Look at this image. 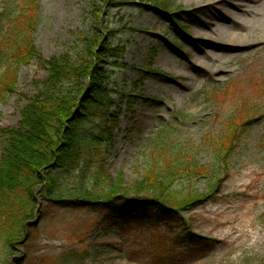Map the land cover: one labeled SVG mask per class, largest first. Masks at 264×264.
Wrapping results in <instances>:
<instances>
[{
	"label": "rangeland",
	"instance_id": "1",
	"mask_svg": "<svg viewBox=\"0 0 264 264\" xmlns=\"http://www.w3.org/2000/svg\"><path fill=\"white\" fill-rule=\"evenodd\" d=\"M150 1H99L103 12L96 17L93 0H41L31 37L37 57L20 66L15 90L0 103V155L6 143L3 130L19 125L28 99L49 75L46 61L76 50L80 34L105 38L110 30V41L123 46L124 54L117 61L105 59L113 62L100 107L106 116L82 124L84 132L94 134L108 120L111 131L102 157L107 180L93 184L99 157L89 143H82L74 168L61 174L66 193L55 205L39 200L32 248L18 245L5 264H59L53 261L83 250L87 253L79 264H264V48L235 58L215 77L189 72L175 61H187L184 52L205 40L196 35L197 24L236 17H224L225 6H216L218 0H157L168 2L178 16L163 15ZM119 2L125 5H113ZM184 69L189 77L181 79ZM250 110L258 115L249 130L237 127V141L220 164L210 138L225 135L227 126ZM164 126L173 128L176 144L190 149L200 166L219 171L214 179L189 173L179 182L203 195L198 203L178 213L155 206L152 220L139 218L130 207L124 214L64 207L63 202L90 201L82 192L70 191L79 186L83 171L90 190L109 188L112 180L118 194L135 195L145 157ZM123 215L132 219L123 222ZM186 228L208 238L211 247L194 251L177 240Z\"/></svg>",
	"mask_w": 264,
	"mask_h": 264
},
{
	"label": "trees",
	"instance_id": "2",
	"mask_svg": "<svg viewBox=\"0 0 264 264\" xmlns=\"http://www.w3.org/2000/svg\"><path fill=\"white\" fill-rule=\"evenodd\" d=\"M99 1L103 0H93L91 5L96 17L103 12L98 6ZM40 2L0 0V103L15 90L20 66L37 57L31 37ZM148 4L150 7L159 5L164 15H179L166 1L151 0ZM113 5L124 6L125 3ZM111 35L110 30L105 38L80 34L76 50L67 49L46 61L49 75L37 85L36 94L28 99L19 125L3 130L6 143L0 155V264H5L18 245L32 248L37 240L39 200L53 205L66 193L61 174L65 169L74 168L82 143H89L99 157L101 166L91 175L93 184L96 186L107 180L102 157L106 135L111 131L108 120L94 134L84 132L82 124L89 118L106 116L100 112V107L109 79L107 67L113 62L108 64L105 59L117 61L124 54L123 46L110 41ZM104 63L106 68H100ZM253 113L250 110L248 118L245 113L238 121L231 122L225 135L210 138L209 145L220 164L237 141V127L249 130L251 121L258 115ZM175 134L169 126L159 131L145 157L146 168L142 180L136 185L135 195L118 194L116 181L112 180L111 189L90 190L85 185L86 172L83 171L82 178L77 177L79 186L70 191L82 192L90 201L62 204L74 209L99 207L107 213L119 214H124L130 207V211L137 213L139 218L152 220L155 206L178 213L188 205L198 203L203 195L191 184L182 186L183 183L179 182L189 173L209 175L214 179L219 171L211 165L200 166L190 149L176 144ZM129 219L132 218L122 216L123 222ZM176 239H183V243L194 251L208 249L212 245L208 238L189 228L183 229ZM86 253L83 250L72 256L64 255L53 262L79 264Z\"/></svg>",
	"mask_w": 264,
	"mask_h": 264
},
{
	"label": "bare ground",
	"instance_id": "3",
	"mask_svg": "<svg viewBox=\"0 0 264 264\" xmlns=\"http://www.w3.org/2000/svg\"><path fill=\"white\" fill-rule=\"evenodd\" d=\"M218 1L216 6H225L223 16L228 18L233 15L235 20L230 17L227 22L216 20L220 19L219 17L201 20L194 31L197 36L205 37V40L201 39L202 45L196 46L194 50H186L184 54L189 59L175 61L176 66L180 63L189 72L195 70L200 74L215 77L225 71V64L235 58L249 57L264 48V0ZM229 6L235 11H231ZM254 47L255 52L251 50L255 49ZM185 69L178 74L181 79L189 77ZM181 85L186 86V83L182 81Z\"/></svg>",
	"mask_w": 264,
	"mask_h": 264
}]
</instances>
